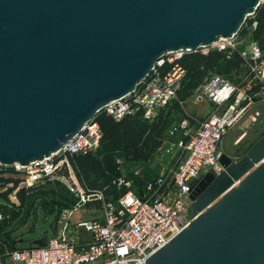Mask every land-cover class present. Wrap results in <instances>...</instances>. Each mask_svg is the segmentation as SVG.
Wrapping results in <instances>:
<instances>
[{
    "label": "water",
    "instance_id": "95a60500",
    "mask_svg": "<svg viewBox=\"0 0 264 264\" xmlns=\"http://www.w3.org/2000/svg\"><path fill=\"white\" fill-rule=\"evenodd\" d=\"M261 0H0V164L56 152L175 50L236 34ZM194 180L190 220L145 264H264V132ZM44 246L47 230L27 239Z\"/></svg>",
    "mask_w": 264,
    "mask_h": 264
},
{
    "label": "built area",
    "instance_id": "2783aa9c",
    "mask_svg": "<svg viewBox=\"0 0 264 264\" xmlns=\"http://www.w3.org/2000/svg\"><path fill=\"white\" fill-rule=\"evenodd\" d=\"M234 40L235 34L221 37L209 46H214L217 51H227L228 57L235 49ZM209 46L191 51L179 49L161 55L131 92L104 104L97 113L104 112L119 120L127 114L142 111L146 118H152L175 96L184 72L178 60L185 53L201 49L207 53ZM239 55L249 66L245 77L247 87L250 88V82L254 81L264 93V54L260 47L255 43L248 52ZM166 63L171 66L164 71L162 68ZM195 99L210 101L216 105V110L199 122L186 141L178 142V146L184 149L183 156L167 176H159L146 184L151 194L137 195L128 188L130 181L120 177L114 179L113 184L126 187L116 198L107 197L104 189H87L84 198L101 203V216L75 222L77 227L89 233L88 239L75 240L70 231L47 235L44 246L29 245L3 251L0 264H145L151 253L187 226L194 180L207 171L221 169L218 162L220 141L227 128L247 111L254 96L226 76L213 74L197 91ZM100 137L101 131L94 116L50 156L28 164H0V174L9 167L11 172L34 180L58 166L59 163L53 162V156L62 153L66 157L93 151ZM2 217L0 213V220Z\"/></svg>",
    "mask_w": 264,
    "mask_h": 264
},
{
    "label": "rangeland",
    "instance_id": "374dc122",
    "mask_svg": "<svg viewBox=\"0 0 264 264\" xmlns=\"http://www.w3.org/2000/svg\"><path fill=\"white\" fill-rule=\"evenodd\" d=\"M263 2L264 0H261L260 4ZM256 19V11L247 16L240 30L235 34V49L232 53L248 52L252 45L256 43L264 54V39L261 37L259 40H253L252 38V33L257 26ZM201 50L194 52L203 53ZM214 50H216L214 46H209L207 53ZM169 55L167 54V56ZM241 67L238 72L232 69L229 72V76L232 79H229L242 89H248V92L253 94L254 99L247 111L232 126L227 128L226 133L220 141L219 151L226 153L233 160L238 159L264 132V93L261 92L259 86L254 81L250 82V88L247 87L245 77L248 76L247 67L249 68V66L244 63ZM224 69L225 62L219 61L211 69L201 71L200 75L194 76L192 80L187 78L185 81H182L185 74L184 71L179 79L174 98L161 111L160 119L157 120L159 125L162 124L161 119H164L165 122L160 146L147 160L139 159L134 161L124 160L122 157L116 158L119 177L130 181L128 187L130 190L141 197L148 196L151 192L146 188V184L159 176H167L183 156L184 149L182 146H178V142L180 140L186 141L188 135L193 131H189L192 124L191 120L194 118L200 122L216 110V105L210 103V101H197L195 94L209 75L220 74L227 77ZM196 111H201V116H198L199 114L195 116L196 113H199ZM174 127H177V130L173 131ZM171 131L173 132L171 133ZM69 156L66 155L65 157L62 153L53 156L52 160L54 163H59L58 166L50 173L37 176L34 180H30L24 174L11 172L9 167L4 169L6 172L0 174V203L8 209L19 211L18 217L0 234V249L2 251L28 247L31 244L27 242V239L32 240L39 237L41 231L44 229L47 230V235L58 234L63 231H70L69 234L71 235L73 231L75 234H78L77 236L81 240L88 238L89 233L77 227L75 222L101 216V203L94 199L86 200L84 198L87 189L80 185L70 163L67 164ZM65 169L68 172V178L64 176L65 174H61ZM55 179L65 184L69 191V197L73 199L72 204L68 208H64L61 211L55 210L52 214H48L40 199L36 200L33 205L20 206L17 198V192L20 189ZM51 187V185H43L42 189L47 190ZM125 187L112 184L104 188V192L107 197L116 198L120 192L125 190ZM38 195L42 196L44 194L39 193ZM60 203L62 204L63 202ZM57 208L58 206L55 209Z\"/></svg>",
    "mask_w": 264,
    "mask_h": 264
},
{
    "label": "trees",
    "instance_id": "16d2710c",
    "mask_svg": "<svg viewBox=\"0 0 264 264\" xmlns=\"http://www.w3.org/2000/svg\"><path fill=\"white\" fill-rule=\"evenodd\" d=\"M256 18L257 26L252 33V38L253 40H259L261 37L264 39V2L258 6ZM219 61L225 62L224 72H226L227 78L230 79L232 78L229 76V72L232 69L238 72L244 64L238 52H234L228 57L225 52L217 50L210 51L207 54L200 52L186 53L178 60L185 71L182 81L187 78L192 80L194 76L200 75L201 71L211 69ZM170 66L171 64L166 63L162 70L165 71ZM164 109L165 107L159 109L151 119L146 118L142 111L127 114L119 120L113 119L104 112L97 113L95 120L101 131L97 148L85 154H73L68 157L80 185L90 190L104 189L111 186L113 180L120 175L116 162L117 157H122L124 160H147L161 144V134L165 122L164 119H161L162 124L159 125L157 120L160 119V113ZM61 174H65L64 176L68 178L66 169ZM45 182L20 189L17 192L20 206L33 205L36 200L40 199L46 208V212L52 214L55 210L61 211L72 204L73 199L69 197V191L64 183L58 179ZM43 185H51L52 187L45 190L42 189ZM39 193L44 195L39 196ZM57 206L58 208L55 209ZM0 213L3 215L0 220L1 234L18 217L19 211L8 209L0 203ZM2 254L3 251L0 249V255Z\"/></svg>",
    "mask_w": 264,
    "mask_h": 264
},
{
    "label": "crops",
    "instance_id": "0c3cea01",
    "mask_svg": "<svg viewBox=\"0 0 264 264\" xmlns=\"http://www.w3.org/2000/svg\"><path fill=\"white\" fill-rule=\"evenodd\" d=\"M207 100H203V101H201V102H206ZM209 102V101H208ZM211 103V102H210ZM196 112H199V113H196V115L195 116H197L198 114V116H201V114H202V112L201 111H196ZM193 118V117H192ZM191 122H192V124H191V128L189 129V131H191V130H194L197 126H198V124H199V121L198 120H195L194 118H193V120H191ZM78 234H75L73 231L71 232V236H72V238L73 239H75V240H81L78 236H77ZM88 238H89V235H88ZM87 238V239H88ZM83 240H86V239H83Z\"/></svg>",
    "mask_w": 264,
    "mask_h": 264
}]
</instances>
